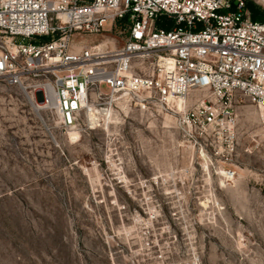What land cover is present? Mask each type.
<instances>
[{
	"label": "rangeland",
	"instance_id": "374dc122",
	"mask_svg": "<svg viewBox=\"0 0 264 264\" xmlns=\"http://www.w3.org/2000/svg\"><path fill=\"white\" fill-rule=\"evenodd\" d=\"M126 32L117 19L81 45ZM31 91L0 78V264H264V116L248 99L231 148L176 99L119 100L67 132Z\"/></svg>",
	"mask_w": 264,
	"mask_h": 264
},
{
	"label": "built area",
	"instance_id": "2783aa9c",
	"mask_svg": "<svg viewBox=\"0 0 264 264\" xmlns=\"http://www.w3.org/2000/svg\"><path fill=\"white\" fill-rule=\"evenodd\" d=\"M117 19L121 47L81 45ZM0 34V78L32 86L67 132L91 107L145 93L166 105L183 99V123L227 133L231 148L235 102L246 98L264 116V21L246 0H0Z\"/></svg>",
	"mask_w": 264,
	"mask_h": 264
},
{
	"label": "bare ground",
	"instance_id": "6f19581e",
	"mask_svg": "<svg viewBox=\"0 0 264 264\" xmlns=\"http://www.w3.org/2000/svg\"><path fill=\"white\" fill-rule=\"evenodd\" d=\"M107 44H106V42H102V43H99V47L100 48H103V47H105ZM173 98H169V100H168V105H166V104H163V105H165V108L167 109V110H173L174 109V107L173 106H170V104H169V102L172 100ZM178 101V100H177ZM181 105H182V111H180L181 112V115H183L184 114V112H185V110H186V103H184V100L183 99H181L180 101H178ZM40 106H41V104H37V107H39L40 108ZM35 107H36V105H35ZM104 111L105 110H100L97 106H93V107H91V111H89V113H88V116L90 115V117H91V119H92V121H95V120H97L98 119V114H103L104 113ZM100 117H101V115H99ZM75 130V129H74ZM73 131V130H72ZM228 173L227 172H225V175H227ZM229 176H231V173H229L228 174Z\"/></svg>",
	"mask_w": 264,
	"mask_h": 264
},
{
	"label": "trees",
	"instance_id": "16d2710c",
	"mask_svg": "<svg viewBox=\"0 0 264 264\" xmlns=\"http://www.w3.org/2000/svg\"><path fill=\"white\" fill-rule=\"evenodd\" d=\"M246 5L251 11L252 19L256 21H264V11L255 7L251 2L246 0Z\"/></svg>",
	"mask_w": 264,
	"mask_h": 264
}]
</instances>
